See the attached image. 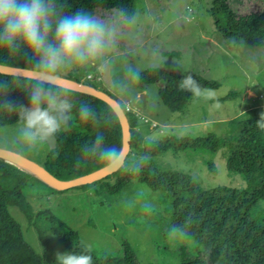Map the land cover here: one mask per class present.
<instances>
[{
  "label": "rangeland",
  "instance_id": "374dc122",
  "mask_svg": "<svg viewBox=\"0 0 264 264\" xmlns=\"http://www.w3.org/2000/svg\"><path fill=\"white\" fill-rule=\"evenodd\" d=\"M211 1L135 0L137 23L121 41L120 54L112 68L104 71L88 65L74 70L70 78L117 97L137 115L136 130L144 140L227 136L229 120L248 117L253 107L264 113V46L223 38L209 14ZM250 5L263 6L260 1ZM156 63L162 64L159 69L180 75L197 74L219 86L202 87L203 95H193L183 110L173 112L162 102L155 84L139 90L137 81L126 76L128 65L142 72ZM0 147L22 151L21 155L41 165L49 151L46 143L24 145L17 123L0 128ZM229 153L228 148L215 153L169 150L155 156L154 162L164 171L187 173L203 191L215 187L243 189V176L227 170ZM131 154L142 156L139 152ZM210 164L215 172L210 170ZM108 179L114 182L116 176ZM39 180L34 187L39 192L28 194L34 209L49 208L92 250L118 253L127 242L145 264H179L182 254L193 257L203 252L195 239L169 227L171 201L162 191L132 181L119 194L109 195L98 185L60 190ZM9 211L19 222L25 240L42 256L38 235L26 217L17 207ZM263 215L264 202H258L252 217L261 222ZM48 238L55 253L64 252L58 239L52 235ZM214 262L219 264L218 260Z\"/></svg>",
  "mask_w": 264,
  "mask_h": 264
},
{
  "label": "trees",
  "instance_id": "16d2710c",
  "mask_svg": "<svg viewBox=\"0 0 264 264\" xmlns=\"http://www.w3.org/2000/svg\"><path fill=\"white\" fill-rule=\"evenodd\" d=\"M264 0H212L209 14L216 29L225 39L251 46H264V7L250 5ZM66 13L74 14L79 9L96 11L97 14L110 15L117 9L129 14L135 13V0H58ZM1 64H26L28 58L20 55L10 58L0 52ZM204 88H217L218 83L208 81L202 76L191 74ZM184 75L170 70L152 68L140 72L136 83L139 90L155 84L164 105L173 112L183 110L192 94L181 91L179 81ZM0 79H9L0 73ZM79 81L78 79L72 78ZM23 84V82H21ZM105 91V90H104ZM107 92V91H105ZM110 94L109 92H107ZM122 106L130 126L131 141L129 158L120 171L79 187L98 185L109 195L122 192L132 181L144 184L153 191H162L170 198L169 227L195 239L203 252L190 257L182 254L179 264H264V215L256 222L252 211L258 202H264V128L257 121L261 113L255 108L248 117L231 119L227 124V136L219 137H175L165 136L160 140H144L136 130L137 115ZM9 98L27 105V94L20 86L14 87ZM71 100L79 109L81 103L90 105L97 113L95 122L84 124L73 119L66 130L57 138L54 150L47 152L43 166L55 177L70 180L96 171L90 158L80 156V148L85 142L94 139L97 132L102 133L105 142L119 145L120 128L112 125L114 119L106 102L101 99L71 90ZM111 107L110 105H108ZM18 117L11 112L0 110V128L17 123ZM220 148H228L227 170L230 174L243 176L246 186L243 189L215 187L203 191L187 173L164 171L156 166L155 156L172 151H208L215 153ZM131 152L142 154L140 158ZM150 157L144 160V157ZM132 157V158H131ZM77 159L86 166L76 169ZM210 170L215 172L212 164ZM116 176L114 182L108 177ZM40 180L10 163L0 160V264H56V253L48 235L58 239L63 251L80 252L87 249L93 264H145L140 262L130 244L124 242L118 253L95 251L87 247L79 233L67 223L56 217L49 208L34 209L30 192H39L35 184ZM17 207L36 231L43 255L36 253L25 240L19 222L11 215L9 208Z\"/></svg>",
  "mask_w": 264,
  "mask_h": 264
},
{
  "label": "clouds",
  "instance_id": "9594fccd",
  "mask_svg": "<svg viewBox=\"0 0 264 264\" xmlns=\"http://www.w3.org/2000/svg\"><path fill=\"white\" fill-rule=\"evenodd\" d=\"M136 23V14H129L123 7L110 15L85 9L70 14L58 0H0V52L10 58H28L26 64L13 65L25 71L7 74L11 80L0 79V110L18 117L19 139L24 145H51L73 119L84 124L95 122L97 113L90 105L81 103L74 111L71 90L65 81L74 70L88 65L110 70L120 54L121 41ZM161 66L152 65L154 69ZM126 76L134 81L141 78L139 70L131 65L126 68ZM16 86L27 94V105L9 98ZM178 87L194 96L205 92L190 73L183 76ZM105 107L113 116L112 126L120 128L118 113L122 108ZM257 124L264 128V113ZM129 154L122 130L118 146L106 143L103 134L97 132L80 148L81 157L90 158L97 171L106 173L120 171ZM86 165L77 159L74 167ZM56 264H93V258L87 249L57 252Z\"/></svg>",
  "mask_w": 264,
  "mask_h": 264
},
{
  "label": "water",
  "instance_id": "95a60500",
  "mask_svg": "<svg viewBox=\"0 0 264 264\" xmlns=\"http://www.w3.org/2000/svg\"><path fill=\"white\" fill-rule=\"evenodd\" d=\"M23 71H25V69L23 68L14 67L11 65H5V64L0 63V73L9 74V73H18V72H23ZM65 84L67 88H69L70 90L97 97L101 99L102 101L106 102L110 106L116 105L117 107L122 108L121 104L115 98H113L110 94L105 92L104 90L97 89L90 85H86L72 78H68L65 81ZM118 117H119L121 130L123 132L124 139L130 148V141H131L130 126H129V122H128L127 116L123 108H122V111L118 113ZM46 144L50 150H54L57 145V138L55 139V141L51 142V145L49 143H46ZM5 159H12V160L17 161L19 164H21L22 166L30 170V172L26 170L24 171L31 173L32 175L36 176L38 179L40 178L44 179L47 183H49L50 185L60 190H66L69 188H73V187H77V186H81L85 184H91L93 182L101 180L114 173V172L106 173V172L96 170L91 173H87V174L78 176L76 178L70 179V180H61L55 177L52 173H50L43 165L21 154H18V152L14 150L0 147V160L5 161Z\"/></svg>",
  "mask_w": 264,
  "mask_h": 264
},
{
  "label": "bare ground",
  "instance_id": "6f19581e",
  "mask_svg": "<svg viewBox=\"0 0 264 264\" xmlns=\"http://www.w3.org/2000/svg\"><path fill=\"white\" fill-rule=\"evenodd\" d=\"M5 162L10 163V164H12V165H14V166H16V167H18V168H21V169H23V170H26V171H29V172H30V170H29L28 168L22 166L21 164H19V163H18L17 161H15V160H12V159H5Z\"/></svg>",
  "mask_w": 264,
  "mask_h": 264
},
{
  "label": "flooded vegetation",
  "instance_id": "af4514ba",
  "mask_svg": "<svg viewBox=\"0 0 264 264\" xmlns=\"http://www.w3.org/2000/svg\"><path fill=\"white\" fill-rule=\"evenodd\" d=\"M2 148V147H1ZM14 150V149H13ZM14 151H16V150H14ZM17 152V151H16Z\"/></svg>",
  "mask_w": 264,
  "mask_h": 264
},
{
  "label": "crops",
  "instance_id": "0c3cea01",
  "mask_svg": "<svg viewBox=\"0 0 264 264\" xmlns=\"http://www.w3.org/2000/svg\"><path fill=\"white\" fill-rule=\"evenodd\" d=\"M254 108V107H253ZM250 109H252V108H250Z\"/></svg>",
  "mask_w": 264,
  "mask_h": 264
}]
</instances>
